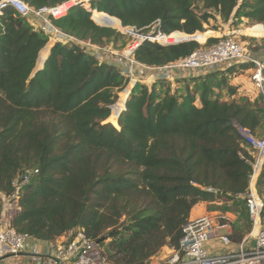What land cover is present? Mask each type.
<instances>
[{"label":"trees","instance_id":"1","mask_svg":"<svg viewBox=\"0 0 264 264\" xmlns=\"http://www.w3.org/2000/svg\"><path fill=\"white\" fill-rule=\"evenodd\" d=\"M23 1L35 9L68 2ZM197 2L203 3L202 14ZM89 4L91 11L72 6L52 22L103 48L122 36L115 29L147 34L159 24L157 31L170 36H158L157 42L194 35L204 44L220 36L204 28L215 17L226 24L248 19L259 24L256 30L264 25V0ZM47 41L12 10L0 17V211L3 197L18 193L20 211L11 223L19 233L56 243L82 228L101 243L111 264H146L166 246L180 249L183 228L198 204L246 208L253 150L236 126L263 139L258 134L264 133V98L222 100L223 91L235 94L230 85L235 68L186 79L184 91L173 90L171 81H159V90L138 82L132 91L130 78L111 59L100 62L75 45ZM217 41L211 38L207 45ZM200 43L146 41L134 58L163 67L204 47ZM31 169L38 174L24 183ZM257 188L264 189V169ZM243 220L229 221L233 244L253 228Z\"/></svg>","mask_w":264,"mask_h":264},{"label":"built area","instance_id":"2","mask_svg":"<svg viewBox=\"0 0 264 264\" xmlns=\"http://www.w3.org/2000/svg\"><path fill=\"white\" fill-rule=\"evenodd\" d=\"M71 2L68 0L67 3L57 7L35 9L23 0H0V17L6 10H12L35 30L42 33L47 38V43L53 42V46L57 43L71 44L82 48L85 53L94 54L100 62L111 59L121 73L130 78V83L135 69L141 76L151 72L158 81H173L175 74L189 71L201 76L235 68L237 75L240 68L250 65L251 68L248 70L250 82L255 91L264 98V59L254 56L241 42V37L245 36L241 32L229 29L220 34L218 38L216 37L218 41L215 44L208 46V39L202 44L204 47L186 58L163 67H148L134 58V53L141 44L148 41L160 45H173L179 44L180 41L174 43H169L168 40L155 41L158 36H170L157 31L159 24L150 34L140 35L139 30L127 28L132 31V33H127L136 41L119 54L109 48H103L90 41L65 34L53 25L52 19L61 18L70 11L65 6ZM261 26L264 28V25ZM236 127L241 138L253 150L250 187L243 196L253 224L252 243H249L247 238L237 245L236 251L223 254L211 253L207 244L213 239L220 240L226 247L233 246L229 234L220 233V231L229 230L231 224L227 216L214 218L205 215L190 220L185 225L179 250H173L170 256L149 260L146 264H264V200L257 188L264 169V138L259 139L248 129ZM36 174L38 170H27L23 176V182H29ZM14 186L17 189L20 187L18 182H15ZM3 200V207L0 211V264L12 258L20 261V258L25 255L30 258L31 264H111L101 243L88 238L82 228L76 229L69 239L63 238L56 243L40 242L28 234L19 233L11 223L19 210L18 193L11 198L3 197ZM223 221L226 222L223 223Z\"/></svg>","mask_w":264,"mask_h":264},{"label":"rangeland","instance_id":"3","mask_svg":"<svg viewBox=\"0 0 264 264\" xmlns=\"http://www.w3.org/2000/svg\"><path fill=\"white\" fill-rule=\"evenodd\" d=\"M71 4H72V2L70 4H67V5L69 6ZM84 4L86 5L85 7L87 8L88 7V3L84 2ZM74 6H76V4ZM195 10L199 14H202L203 13V3L202 2H197L196 5H195ZM256 25H259V24L254 23V22H252V21H250L248 19H241V20H237L236 19V20H233L230 23L226 24V23H223L220 19L215 17L214 19L210 20L209 24H206L204 26V28L206 29V31L212 30V31L220 33V34H223L224 31H227L229 29L237 31V32H241V34L245 35V36L241 37V42L246 45L248 50H250L251 53L254 56L264 58L262 56V55H264V28H260L259 30H256L257 28L254 27ZM260 25H262V24H260ZM113 29H115V28H113ZM125 29H127V28H125ZM115 30H117V32H119L122 36L120 38H117L116 40L108 41L107 42V47L120 54V53L124 52L126 49H128L136 40L131 35L128 34V33H132L130 31L124 32V31H122L120 29H115ZM152 32H154V29L150 30L147 34H150ZM139 34L142 35V34H145V33L139 32ZM254 37H258V38H254ZM211 38L216 39V37H209L208 39H211ZM50 44H51V42H50ZM200 44H202V43H200ZM241 75H245L247 77L249 75V73L246 74L245 72H239L236 75V77H239ZM241 79L242 80H247L244 77H242ZM133 83L134 82H132L131 84H133ZM129 85H130V83L126 87L127 89L129 87ZM134 87H135V85L132 86V91H133ZM124 90L122 92H124ZM132 91H131V93H132ZM122 92L118 93V100H119L120 94ZM223 92H226V91H223ZM223 92H222V100L224 101L225 96L223 95ZM117 103H118V101L116 102V104ZM115 105H113V106H115ZM198 105H200V104L198 103ZM107 123H110V122H107ZM110 124L113 125L112 123H110ZM115 128H117V127H115ZM117 129H119V128H117ZM258 135H259V137H262V136H264V133H262L260 131V133ZM259 194L262 197V199L264 200V189L261 192L259 191ZM222 203L223 204L219 208H216L218 212H221V215L214 216V218L222 217V216L226 217L227 216V214H226L227 211L226 210H229V212L231 211V212H233L235 214V217H234L235 220H238V219H240L242 217L244 219L243 222L245 224V227L249 228L251 226V228H252V221L249 218V216L247 215L246 208H245L244 205L239 203L237 206H234V205H228L225 202H222ZM212 209L216 210L215 207H212ZM251 231H250V233H251ZM255 234H256V232H255ZM108 243H109V241L107 240L105 244H108ZM173 250L174 249L166 246V247L162 248L161 251L156 256L151 258L150 260L157 259V258H164L166 256H170L172 254ZM12 259H13V261H12L13 264H31L29 257H26V259H23L21 261H18L15 258H12Z\"/></svg>","mask_w":264,"mask_h":264},{"label":"crops","instance_id":"4","mask_svg":"<svg viewBox=\"0 0 264 264\" xmlns=\"http://www.w3.org/2000/svg\"><path fill=\"white\" fill-rule=\"evenodd\" d=\"M264 57V55H262ZM260 59H264L261 57H258ZM246 74L249 73V71L245 72ZM197 73L193 71L185 72L182 74H175L172 83L173 90H179L184 91L186 86V79H191L194 77H198ZM249 76V75H248ZM246 77L245 75H241L239 77H233L230 81V85L235 88V94L233 96H230L227 94V92H223V95L225 96L224 101H239L243 97H250L252 100H255L258 96V93L255 91L253 85L250 82L249 77ZM244 77L247 80H242L241 78ZM141 79V80H140ZM133 80V81H132ZM131 80V83H133V86L135 85V82H141L142 84L148 85L149 87L155 85L156 88L159 90L161 89V85L157 79L154 78L153 74L151 72L145 73L143 76L139 74V71L137 69L134 70V76ZM113 107V106H112ZM126 109V105L124 109L121 111V113ZM120 113V114H121ZM119 119V118H118ZM223 203L222 202H216V203H201L198 204L191 212L190 220L199 218L201 216L209 215V216H219L221 215V212H218L216 208H219ZM212 207H215L216 210H213ZM227 217L230 219L231 222H235V215L233 213L227 212ZM232 227L229 230H223L220 231L222 234H231ZM253 229L251 233L247 234L245 239L248 238L249 243H252L253 241ZM64 238V237H63ZM238 244H233L231 247H226L222 244V242L218 239H213L207 244V248L209 251L213 254H223L226 252H232L236 251ZM28 256H22L20 258V261L23 259H26ZM17 260V259H16ZM13 259L7 260L5 263L2 264H13Z\"/></svg>","mask_w":264,"mask_h":264},{"label":"water","instance_id":"5","mask_svg":"<svg viewBox=\"0 0 264 264\" xmlns=\"http://www.w3.org/2000/svg\"><path fill=\"white\" fill-rule=\"evenodd\" d=\"M69 1H72V0H69ZM77 1V4L78 5H83V6H86L85 4H84V2H87L88 3V7L91 9V6H90V2L92 1V0H76ZM88 8V10L89 11H91L90 9ZM109 16V15H108ZM109 17H111V16H109ZM111 18H113V17H111ZM104 27H108V26H104ZM111 28V27H110ZM188 38H186L184 41H180V42H178V43H183V42H191V41H196V42H198L199 43V41L196 39V38H194V35H186ZM38 71V70H37ZM37 71H35V73L37 72ZM119 117H120V115H119ZM17 204H18V201H17ZM20 211V209L18 210V212Z\"/></svg>","mask_w":264,"mask_h":264},{"label":"bare ground","instance_id":"6","mask_svg":"<svg viewBox=\"0 0 264 264\" xmlns=\"http://www.w3.org/2000/svg\"><path fill=\"white\" fill-rule=\"evenodd\" d=\"M75 4H77V1L76 0H74V1H72V4L71 5H66L65 7L66 8H69V7H72V6H74ZM70 10V9H69Z\"/></svg>","mask_w":264,"mask_h":264}]
</instances>
